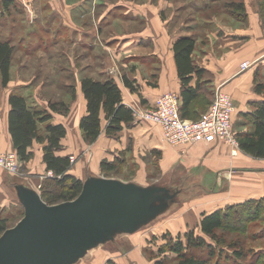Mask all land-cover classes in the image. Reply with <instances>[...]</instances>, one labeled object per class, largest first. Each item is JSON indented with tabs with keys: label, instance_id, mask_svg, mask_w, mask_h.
<instances>
[{
	"label": "crops",
	"instance_id": "0c3cea01",
	"mask_svg": "<svg viewBox=\"0 0 264 264\" xmlns=\"http://www.w3.org/2000/svg\"><path fill=\"white\" fill-rule=\"evenodd\" d=\"M189 1L188 5L195 3L197 10L207 3V0ZM244 4L245 15L240 26L220 24L216 21L217 18H214L206 22L211 25L208 28L212 30L199 37L192 33L193 30L199 31L202 28L193 29V23L190 22L182 29L170 30L175 13H171L166 19L162 17L164 12L170 10L169 0H155L154 6L146 13L133 5H119L116 10L124 11L132 20L129 24L133 23L140 29L132 35L120 37L115 45L105 43L108 45L106 46L108 55L101 58L98 68L92 69L89 61L80 71L74 70L77 79V98L70 103V114L67 118L59 114L61 118H54L56 123H62L67 128L68 134L64 140L66 147L60 155L76 158L74 161L76 163L70 169V174L75 177L83 180L89 172L101 175L96 171L101 169L103 159L112 161L126 153L136 163L137 177L133 180L148 184L172 174L181 175L184 183L191 186L193 191L200 192L195 200L182 204L170 216L155 223L154 227L161 225L158 226L160 228H155L151 235L160 236L170 232L176 237L194 228L199 233L198 224L202 214L212 213L227 205L243 203L250 199L264 198V175L258 173L262 172L264 159L253 158L241 149L234 155L232 148L221 142L173 146L164 140L160 126L136 119L124 125L118 138L105 134L106 122L103 121L102 134L94 144L88 145L84 142L79 129L80 120L87 112L86 99L81 87L82 77L95 79L112 77L122 90L123 103L132 109L152 108L156 99L166 92L178 93L182 101V93L188 87H184L178 72L174 42L183 36L196 37V48L192 57L203 74L199 76L195 73L189 86L198 90L195 103L200 101L202 108L200 110L195 108L193 114L199 116L203 111H207L212 104L215 91L221 88L235 102L234 130L238 132L237 129L242 122L249 120L247 114L253 113L257 103L264 102V93L257 91V82H264V16L257 0H244ZM80 5L81 3L76 5L74 10L84 11V7ZM239 18L241 17L238 15L236 20ZM79 25L67 23L69 30L73 27L75 30L87 31L85 27L82 30ZM88 44L85 47L91 49L92 45ZM244 63H250V68L242 70ZM114 66L115 74L111 73ZM87 70L91 71V76L84 75ZM124 78L132 80L137 91H130L125 85ZM14 86L11 81L7 91L0 97V152L13 150L8 130L10 111L8 100ZM40 154L43 158V151ZM159 170L162 171V176L154 181L150 176L158 174ZM9 178L6 181L5 175H1L0 181L5 180L4 183L13 194ZM225 187L231 192L217 194L218 190ZM3 189L5 188L0 186V193L6 194V189ZM16 201V198L14 200L10 198L5 204L17 205ZM179 213L174 220L169 219ZM165 220H168L167 224L163 223ZM146 240H150V236ZM99 250L80 264H156L161 258L173 260L176 264L174 253L168 251L158 256V250H153L154 257H158L151 261L144 256L145 250H138L136 246L131 250L104 249L98 255L99 261H94L96 259L94 255Z\"/></svg>",
	"mask_w": 264,
	"mask_h": 264
},
{
	"label": "rangeland",
	"instance_id": "374dc122",
	"mask_svg": "<svg viewBox=\"0 0 264 264\" xmlns=\"http://www.w3.org/2000/svg\"><path fill=\"white\" fill-rule=\"evenodd\" d=\"M154 1L155 0H11L8 5H4L3 0H0V39L10 41L15 48L11 71V81L15 84L14 90L16 88H21L22 91L23 88V93L29 98L31 105L36 104L48 108L49 102L65 100L71 103L77 98V79L76 76H74V70L77 69L80 71L89 61L91 62L92 69L98 68L101 58H106L108 55L106 51V46L108 45L105 43L108 42L109 45H115L120 37L129 36V34L132 35L140 29L133 23L129 24V21H132L130 17L125 15L124 11L116 10V8H118L119 5L124 6V4L126 6L133 5V7L136 6L138 9H143L146 13L151 6H154ZM169 1L171 2L170 10H168L167 13L164 12L162 17L166 19L171 13H175L170 30L182 29L190 22L191 24L193 23V29L202 28L199 31L193 30L194 33L192 34L199 37L212 30L208 28L211 26L206 23L208 20L217 18L216 21L220 24L227 26L234 25L233 27L240 26L241 22L244 20V17L236 20V17H234V15L232 16V13H228L229 10L225 5L231 0H207L206 4H208V6L205 7L204 4L199 10H197L195 3H190L188 5L189 0ZM240 1L244 2V0ZM257 1L259 8H261L262 16H264V0ZM80 3V6L84 7V11L74 10V7ZM243 13H245V11ZM233 17L235 19H233ZM68 22H72L76 25L80 24V28L83 30L85 27V31H87L75 30L73 27L69 30L70 27L68 28L67 26ZM88 43L92 45L91 49L85 47ZM112 69L114 71L115 66ZM84 75L91 76V71L87 70ZM79 77H81V75H79ZM83 78L84 76L82 79ZM70 86H75V89H70ZM7 87L2 85L0 78V97L7 91ZM73 91L75 93L74 99H72ZM194 108L200 110L202 108L201 102L197 101L194 104ZM205 112L206 111H203L202 114ZM61 116L54 114L55 119L61 118ZM63 117L67 118L68 116ZM251 128L252 124L246 120L244 123L242 122L237 131H249ZM35 145V148H33L34 156L32 160L24 165L20 162V171L18 175H9L0 167V177L1 175H5L6 181L7 178L11 176L15 179L28 178L32 184L41 191V186L44 184L48 174L45 169L43 158L40 156L42 149L38 148V146L40 147L38 143ZM63 147H66L64 142ZM122 156L123 159L117 160L119 167L118 172H111L108 176L118 177L127 181L133 180L137 177L136 163L128 154L124 153ZM72 159H74V161L76 160L73 156ZM74 161L73 164L76 163ZM77 161L79 160L77 159ZM151 167L153 168V165H151ZM261 170L262 172L258 171V173L264 175V166ZM93 171L96 170L93 169ZM159 171L158 174L150 176L154 181L162 176V171ZM96 172L103 175L101 169H98ZM186 175L187 174H185V176ZM4 181H0V186L6 189V194H3V192L0 193V214L8 217L7 227L11 228L21 220L24 216V212L22 210L23 207L17 201V205L10 203L7 206L5 204V201L10 198L14 200L15 195L10 192ZM230 192L231 190L225 187L224 189L218 190L217 194H228ZM20 209L21 211H19ZM180 213L169 219L174 220ZM259 214L260 216L247 224H242L240 222L241 218H239L238 223L237 221L233 222L231 224L233 228L231 230H226L228 238H236V236H239L241 242L243 241L246 243L245 247L247 250H264V211H260ZM163 223L167 224L168 220H165ZM152 225L146 227L144 231L126 239L123 243L122 250H131L133 246H136L138 250H146L145 248L148 246L153 250H157L158 245L154 244L153 247L150 246L146 238L150 236L151 239V234L154 233L155 228H160L158 226L161 224L156 227H154V223ZM258 233L261 237L252 240L253 235ZM185 234L186 233H180L177 236L179 237V235H181L183 237ZM159 243L161 244V241H159ZM104 249L116 250L119 249V247L114 244H109L104 246ZM104 249H100L99 252L97 251V253H95L94 258L96 259L94 261H99L98 255L102 253ZM144 256L147 259L149 257L146 253ZM248 260H250V258ZM160 261H163L162 264H174V261L163 260L162 258ZM254 264H264V260L257 259L254 261Z\"/></svg>",
	"mask_w": 264,
	"mask_h": 264
},
{
	"label": "trees",
	"instance_id": "16d2710c",
	"mask_svg": "<svg viewBox=\"0 0 264 264\" xmlns=\"http://www.w3.org/2000/svg\"><path fill=\"white\" fill-rule=\"evenodd\" d=\"M10 1L3 0V4L8 5ZM225 7L234 17L245 15L244 2L240 0H231ZM195 48L196 39L193 36H183L174 42L178 72L184 87H188L182 93L181 114L183 118L189 120H197L201 116L193 114L198 90L189 86L195 73L199 76L203 74L202 69L193 61ZM14 51L15 48L10 41L0 39V78L4 87L11 82ZM124 81L130 91H137L132 80L124 78ZM81 87L86 99L87 112L80 120L79 129L86 144H94L100 137L103 121L106 122L105 134L118 138L124 125L135 120L133 109L123 103L122 90L112 77L101 79L84 77ZM72 88L75 89V86H70V89ZM257 91L264 93V82H257ZM74 96L73 91L72 99ZM8 101L10 105L8 130L13 150L7 151H15L24 165L32 160L34 145L38 143L43 151V162L48 173L40 191L43 200L50 205L75 200L82 192L84 182L70 174L73 166L72 157L60 155L68 131L62 123H56L54 120V114L69 115L70 103L65 100L49 102L48 108L31 105L29 98L23 93V88L22 91L21 88L13 89ZM256 105L253 113L247 114L248 121L252 124L251 130L237 133V137L240 149L244 153L253 158L264 159V102ZM118 159H123V156L120 155L113 161L108 159L101 161V172L105 177H109L108 174L111 172H118ZM22 210L24 212V209ZM262 210L264 211V198L227 205L212 213L202 214L198 224L199 233L194 228L183 238L181 235L173 237L170 232H165L160 236L152 235L148 243L152 247L154 244L158 245V256L168 251L174 253L176 264H254L257 259L264 260V250H247L246 243L241 242L239 236L229 239L226 230H231L233 228L231 224L235 221L238 223L239 218L242 224L252 222L260 216L259 212ZM7 222L8 217L0 214V236L8 229ZM259 237H261L259 233L253 235L252 240ZM145 249L149 259L154 260L158 257H154V251L149 246Z\"/></svg>",
	"mask_w": 264,
	"mask_h": 264
},
{
	"label": "water",
	"instance_id": "95a60500",
	"mask_svg": "<svg viewBox=\"0 0 264 264\" xmlns=\"http://www.w3.org/2000/svg\"><path fill=\"white\" fill-rule=\"evenodd\" d=\"M8 182L24 216L0 236V264H80L109 244L122 250L200 194L181 175L142 184L89 172L75 200L50 205L28 178Z\"/></svg>",
	"mask_w": 264,
	"mask_h": 264
},
{
	"label": "built area",
	"instance_id": "2783aa9c",
	"mask_svg": "<svg viewBox=\"0 0 264 264\" xmlns=\"http://www.w3.org/2000/svg\"><path fill=\"white\" fill-rule=\"evenodd\" d=\"M249 68L250 63L242 65V70ZM111 73L115 74L116 70ZM181 106L182 101L178 93L166 92L156 99L152 108L133 109V116L136 120L160 126L164 140L173 146L221 142L228 144L234 155L238 154L240 146L234 130L236 105L228 93L218 88L210 108L197 120L183 118ZM0 167L9 175H18L20 160L17 153L0 152Z\"/></svg>",
	"mask_w": 264,
	"mask_h": 264
}]
</instances>
